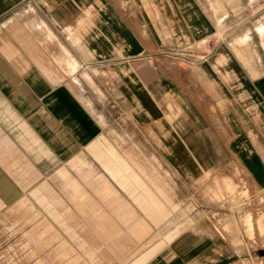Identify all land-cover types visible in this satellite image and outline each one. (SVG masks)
Listing matches in <instances>:
<instances>
[{
    "label": "crops",
    "instance_id": "0c3cea01",
    "mask_svg": "<svg viewBox=\"0 0 264 264\" xmlns=\"http://www.w3.org/2000/svg\"><path fill=\"white\" fill-rule=\"evenodd\" d=\"M161 40L207 43L181 50L198 63L178 113ZM89 67L120 80L172 168L238 163L264 187V0H0V264H249L208 224L155 226L166 198L103 143Z\"/></svg>",
    "mask_w": 264,
    "mask_h": 264
},
{
    "label": "rangeland",
    "instance_id": "374dc122",
    "mask_svg": "<svg viewBox=\"0 0 264 264\" xmlns=\"http://www.w3.org/2000/svg\"><path fill=\"white\" fill-rule=\"evenodd\" d=\"M140 27L145 28L141 22ZM155 44L159 48L156 52L168 51L155 56L161 68L171 70V76L180 89L178 91L173 88L175 94H172L170 101L174 112L178 113L183 106L181 96L190 92L188 86L195 87V82L184 80L183 67L189 65L193 69L198 63L193 57L180 54L183 52L181 50L186 47L207 48V43L194 41L185 44L161 40L155 41ZM86 70L88 71L86 74L80 73L81 76H78L81 81V92L85 91L91 98V103H94L92 107L101 109V113L106 115L107 127L103 143L106 144V148L117 151L116 158L113 157L114 154L108 155L112 156L113 160L125 161L130 169L139 175L143 185H147L156 197L166 198L161 202L170 209V212H165L167 216L162 213L158 221L154 220L155 226L159 227L164 221L174 226L208 224L217 230L221 241L229 242L234 247L236 256L250 257L249 264H264V187H257L249 171L238 163L232 167L224 164L219 168L198 169L193 175L172 168L161 153V137L155 136L154 133V136L150 134L148 136L138 122H132L130 106L123 100L120 87L116 83L120 80H115L109 72L99 73V69L89 67ZM196 78L197 81H201L200 77ZM208 91L209 86L202 89L203 93ZM191 94L194 96L193 92ZM163 108H166L164 112L168 111L166 105H163ZM225 124L226 121H219L221 128ZM152 126L150 124L151 128ZM219 140L226 148L228 142L226 135ZM88 155L90 157L87 159L81 155V159L97 161L92 152L85 157ZM131 156L135 160H132ZM95 170L99 171L98 168ZM106 171L109 178V171ZM116 187L121 191L120 186ZM135 188L140 193H146L141 185L137 187L135 185ZM123 191L127 193L126 189Z\"/></svg>",
    "mask_w": 264,
    "mask_h": 264
}]
</instances>
